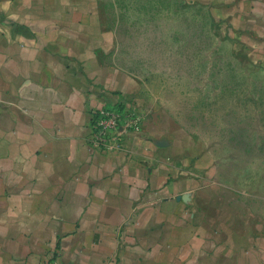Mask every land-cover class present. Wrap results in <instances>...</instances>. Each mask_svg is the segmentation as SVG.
<instances>
[{
  "label": "crops",
  "instance_id": "1",
  "mask_svg": "<svg viewBox=\"0 0 264 264\" xmlns=\"http://www.w3.org/2000/svg\"><path fill=\"white\" fill-rule=\"evenodd\" d=\"M115 1L0 0V264H264V200L217 188L186 129L145 107ZM179 2L264 54V0ZM116 104L139 131L92 150L90 112Z\"/></svg>",
  "mask_w": 264,
  "mask_h": 264
},
{
  "label": "rangeland",
  "instance_id": "2",
  "mask_svg": "<svg viewBox=\"0 0 264 264\" xmlns=\"http://www.w3.org/2000/svg\"><path fill=\"white\" fill-rule=\"evenodd\" d=\"M110 14L120 35L119 57L140 79L145 107L186 129L191 152H203L217 188L262 202V48L250 52L223 15L213 21L209 7L179 0H116Z\"/></svg>",
  "mask_w": 264,
  "mask_h": 264
},
{
  "label": "built area",
  "instance_id": "3",
  "mask_svg": "<svg viewBox=\"0 0 264 264\" xmlns=\"http://www.w3.org/2000/svg\"><path fill=\"white\" fill-rule=\"evenodd\" d=\"M142 118L133 108H126L121 104L103 106L89 114L87 138L88 146L92 150L103 153L115 152L125 135L138 132ZM47 264H59L52 257Z\"/></svg>",
  "mask_w": 264,
  "mask_h": 264
}]
</instances>
